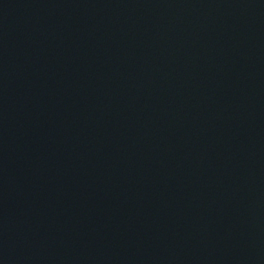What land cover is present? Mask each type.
I'll use <instances>...</instances> for the list:
<instances>
[{
  "label": "water",
  "instance_id": "obj_1",
  "mask_svg": "<svg viewBox=\"0 0 264 264\" xmlns=\"http://www.w3.org/2000/svg\"><path fill=\"white\" fill-rule=\"evenodd\" d=\"M0 264H264V0H0Z\"/></svg>",
  "mask_w": 264,
  "mask_h": 264
}]
</instances>
